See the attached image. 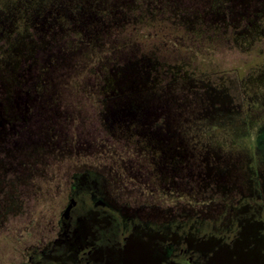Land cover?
<instances>
[{"label":"rangeland","instance_id":"obj_1","mask_svg":"<svg viewBox=\"0 0 264 264\" xmlns=\"http://www.w3.org/2000/svg\"><path fill=\"white\" fill-rule=\"evenodd\" d=\"M132 1L123 4L115 17L131 21L136 12ZM25 2L28 1L0 0V52L7 47V6L13 5L10 9L13 14L14 7ZM35 2L31 7L35 13L44 4L48 12L53 8L60 14L80 8L79 20L90 34L95 0ZM183 10L192 15L186 14L189 20L178 17ZM258 10L264 11V0H163V11L170 16L163 15V29L153 32L158 28L155 26L143 31L149 34L152 46L162 40L158 35H163L164 61L170 64L188 61L189 66L192 64L198 73L204 74L197 76L196 82L193 78L182 82L166 79L163 96L152 103V118L163 113V131L158 130L148 139L152 152L163 151L159 173L163 194L151 185L146 173L141 177L139 170L138 178L129 175L130 178L118 179L116 191L126 194L128 202L134 205L130 213L135 212V206L140 208L142 224L135 234L138 242L121 252V260L114 261L115 264H161L162 259L164 264H191L186 258L180 260L178 254L186 246L190 252L195 251L197 260L200 259L198 264H264V23L255 28L246 24ZM39 16L37 13L33 18L37 20ZM197 20L206 28L228 29L230 34L218 41L225 44L220 46L208 40L213 30L207 31L209 36L203 39L193 37ZM237 26L248 33L252 30L261 33L247 51L241 44V50L237 48L231 37ZM246 40L244 37L243 41ZM163 77L168 78L164 71ZM20 93V89L15 90L17 98L9 102L7 90L0 83V133L9 129L7 117L22 115ZM118 152L117 158L122 159L123 153L126 162L129 159L140 165L148 162L144 154L136 156L122 147ZM98 160L74 161L63 157L59 159L61 163L51 165L56 160L48 159L42 175L26 184L9 182L11 175H7L5 205L0 200V216L4 209L8 213L7 220L0 218V226L7 227V233L0 234L1 259L7 258V264H20L37 241L50 242L56 237V232L50 230L61 225L62 213L69 203L72 168L81 165L92 168L94 164L99 167ZM92 172H86L90 175L84 176L82 183L92 184L98 193L79 197L78 226L92 230L99 223H91V217L101 218L105 223L98 230L105 234V239L114 242L120 229L113 220L117 216L112 207L115 205L98 203L113 201L108 196L112 186H106L105 179L100 174L91 175ZM30 226L41 228L43 233L40 236L25 233L23 229ZM131 226L136 227L137 221ZM74 243L73 251L84 248L78 241ZM52 260L54 256L45 259L35 256L34 264H49Z\"/></svg>","mask_w":264,"mask_h":264},{"label":"trees","instance_id":"obj_2","mask_svg":"<svg viewBox=\"0 0 264 264\" xmlns=\"http://www.w3.org/2000/svg\"><path fill=\"white\" fill-rule=\"evenodd\" d=\"M26 1L14 7L16 13L13 14L10 11L13 5L7 6V47L0 52L3 61L0 64L1 86L7 90L9 102L17 98L14 91L21 90L20 109L23 110L22 115H10L5 120L17 126L7 156L11 162L8 167L11 177L22 184L39 177L38 165L45 148L50 157L56 153L55 165L61 163L59 159L63 157L74 161L99 159V167L94 164L92 168L87 165L72 168L68 191L77 200L98 193V188L92 184L82 183L84 176L90 175L87 171H93L91 175L100 174L106 186H112V193L108 196L120 194L115 187L120 184L117 181L121 176L138 178L137 170L141 177L146 173L151 185L163 194L159 174L163 167V151L158 146L160 151L152 152L148 143L153 134L163 131V113L152 118V103L163 96L166 79L182 82L193 78L196 82L197 76L204 74L198 73L192 64L189 66L188 61L179 64L164 61L163 35H158L162 40L154 46L148 42L149 34L144 30L155 26L158 28L153 32L163 29V15H167L163 11V0H133L136 12L131 21L115 17L116 11H121L123 4L131 0L122 4L115 3V0H95L91 8L94 17L89 21L90 34L79 20L80 8L60 14L53 8L48 12L44 4L43 9L39 8L37 13L40 16L36 20L33 16L37 13L31 8L36 0ZM54 12L59 14L58 18ZM181 13L180 19L189 20L186 18V14L190 15L188 12L183 10ZM257 16L258 19L252 21ZM253 18L246 24L260 27L264 23V11L258 10ZM195 23L193 37L203 39L209 36V30H213L208 40L220 46L225 44L218 43L221 37L230 34L228 29L225 32L206 28L202 21ZM234 29L231 37L236 47L240 49L241 44L244 51L255 42L257 35H261L260 31L248 33L238 26ZM117 33H124V36L117 37ZM244 37L249 41L244 42ZM163 71L168 78L163 77ZM94 122L98 125L94 126ZM1 135H4L2 131ZM22 135H27L28 140L21 144L18 139ZM121 147L136 156L144 154L147 164L140 165L133 159L127 163L123 153L122 159H118ZM14 172L17 177L13 176ZM107 201L99 200L98 203L112 205ZM112 207L118 213V209ZM136 221V227L142 224L140 219L136 218Z\"/></svg>","mask_w":264,"mask_h":264},{"label":"flooded vegetation","instance_id":"obj_3","mask_svg":"<svg viewBox=\"0 0 264 264\" xmlns=\"http://www.w3.org/2000/svg\"><path fill=\"white\" fill-rule=\"evenodd\" d=\"M8 132H3L4 135L0 136V200L3 201L4 205L6 203V195H7V175L12 174L10 168H8L11 164V162L8 161V149L11 150V144L14 134L16 133V124L9 123L8 124ZM7 133V135H6ZM27 135L20 136V139H18V142L25 143L27 142ZM39 140V139H37ZM45 149V148H44ZM43 149V153L41 156V162L38 165L39 170H44V167L49 162H45V160L51 159V161H54L56 158V153L50 157L49 152ZM22 151H20L21 153ZM19 154V153H18ZM19 156V155H18ZM21 156V154H20ZM50 157V158H49ZM54 162H51V164L54 165ZM14 164V163H13ZM58 164V163H56ZM17 172H14L13 176L17 177ZM42 175V172H41ZM13 177H9V182L12 183H20L16 181ZM39 192V196L42 198L43 194L37 190V193ZM126 194H118L116 196H111L110 198L113 201H110V203L114 202L112 205H115V207L118 209V213L116 217H113V220L115 224L120 228L119 231L116 233V237L114 239V242L110 239H105V234L103 235L100 230L102 229V223L105 222L102 221L101 218H92L91 217V223H99L97 226H95L92 230L90 228L80 229L81 227L78 226L79 224V217H77V208H78V200L76 199V196L74 194H68V204L66 206L65 211L62 213L61 218V225L58 228H53L50 230L56 232V237L54 239H51L50 242H41L37 241L35 247L31 249L28 256L21 259L20 264H34L35 256L39 259H45L50 258V256H54L55 260H52L49 262V264H115L121 260L120 255H122L121 252H124L126 248L131 246L133 243L137 240L136 232H138V228H130L132 225V222L134 220H139V214H140V208H137L138 206H135V212L130 213V211L134 210V205L130 204L128 200L126 199ZM115 198V199H113ZM101 201V200H100ZM12 211V210H11ZM7 209H4L3 214L0 216V218H5L7 220ZM136 216V217H135ZM74 217V221L71 219ZM86 218V217H85ZM89 218V217H88ZM86 218V219H88ZM65 219L67 220V223L65 222ZM112 220V219H111ZM113 223V222H112ZM132 227V226H131ZM25 233L28 234H35V235H41L43 233L41 231V228L30 226L29 228L23 229ZM7 233V227L0 226V234ZM108 237V236H107ZM113 239L112 237H109ZM163 238V237H162ZM74 241H78L83 249L79 250H72L75 243ZM138 242V240H137ZM7 245V243H4ZM161 244H163V241L161 240ZM1 245V243H0ZM7 249V248H4ZM3 250V248H2ZM79 255V257L76 255ZM180 260H183V258H186V260L191 264H198L200 261L197 260V255L195 254V251L190 252L189 248L186 246V248H183L178 253ZM178 257V258H179ZM120 258V259H119ZM128 263H132L131 260L127 261ZM119 263V262H118ZM0 264H7V258L1 259L0 258ZM161 264H164L163 259L161 261Z\"/></svg>","mask_w":264,"mask_h":264}]
</instances>
